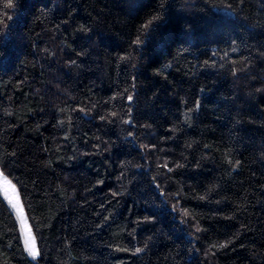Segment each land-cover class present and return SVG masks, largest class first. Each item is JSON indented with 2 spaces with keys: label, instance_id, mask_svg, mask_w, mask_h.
Listing matches in <instances>:
<instances>
[{
  "label": "trees",
  "instance_id": "obj_1",
  "mask_svg": "<svg viewBox=\"0 0 264 264\" xmlns=\"http://www.w3.org/2000/svg\"><path fill=\"white\" fill-rule=\"evenodd\" d=\"M0 165V264H264V0H0Z\"/></svg>",
  "mask_w": 264,
  "mask_h": 264
},
{
  "label": "snow or ice",
  "instance_id": "obj_2",
  "mask_svg": "<svg viewBox=\"0 0 264 264\" xmlns=\"http://www.w3.org/2000/svg\"><path fill=\"white\" fill-rule=\"evenodd\" d=\"M11 3L12 0H9V7H11ZM128 99L131 101L132 97L129 96ZM0 193L4 194L9 205L15 210L17 220L24 230L25 250L30 256L35 258L38 255L35 238L32 235L31 228L28 226L27 217L25 216L24 208L20 203V196L17 192L16 184L12 183V181L4 174L3 171H0ZM136 251L139 252L141 249L137 248Z\"/></svg>",
  "mask_w": 264,
  "mask_h": 264
},
{
  "label": "rangeland",
  "instance_id": "obj_3",
  "mask_svg": "<svg viewBox=\"0 0 264 264\" xmlns=\"http://www.w3.org/2000/svg\"><path fill=\"white\" fill-rule=\"evenodd\" d=\"M0 171H3V169L1 168V165H0ZM3 172H4V171H3ZM4 174H5L6 176H8L5 172H4ZM8 178L11 180V178H10L9 176H8ZM11 181H12V180H11ZM12 183H14V182L12 181ZM14 184H15V183H14ZM16 188H17V192L19 193V196H20V203H21V205L23 206L25 216L27 217L28 226L31 228L32 235H33L34 238H35L36 248H37V250L39 251V249H38V243H37V238H36V235H35L34 229H33V227H32V224H31V222H30L29 215H28L27 210H26V208H25V206H24V203H23V201H22V198H21V195H20L19 189H18L17 186H16ZM1 194H2V196L5 198L4 194H3V193H1ZM5 200L7 201L6 198H5ZM7 203H8V201H7ZM8 204H9V203H8ZM10 207H11V206H10ZM11 208H12V207H11ZM12 209H13V208H12ZM13 211H14V213H15V210H14V209H13ZM15 214H16V213H15ZM19 224H20V223H19ZM20 228H21V232H22V235H23L24 243H25L24 230L22 229L21 225H20Z\"/></svg>",
  "mask_w": 264,
  "mask_h": 264
}]
</instances>
